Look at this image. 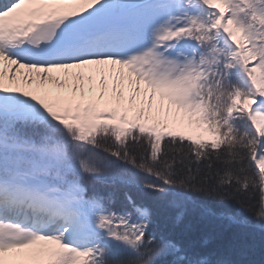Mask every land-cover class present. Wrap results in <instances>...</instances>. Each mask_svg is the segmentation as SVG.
I'll return each instance as SVG.
<instances>
[{"label":"snow or ice","instance_id":"snow-or-ice-1","mask_svg":"<svg viewBox=\"0 0 264 264\" xmlns=\"http://www.w3.org/2000/svg\"><path fill=\"white\" fill-rule=\"evenodd\" d=\"M161 208L264 233V0H0V264H250Z\"/></svg>","mask_w":264,"mask_h":264},{"label":"trees","instance_id":"trees-1","mask_svg":"<svg viewBox=\"0 0 264 264\" xmlns=\"http://www.w3.org/2000/svg\"><path fill=\"white\" fill-rule=\"evenodd\" d=\"M223 207L231 211L236 210L235 206L230 203ZM244 215L250 220L253 219L247 213ZM157 223L159 231L174 237L183 244L199 247L206 243L213 249L231 244L237 249L236 259L248 261L250 264H264V233L258 229L201 218L195 212H190L182 224H176L170 212L163 208L159 210Z\"/></svg>","mask_w":264,"mask_h":264}]
</instances>
